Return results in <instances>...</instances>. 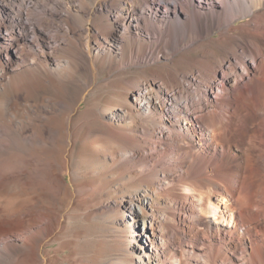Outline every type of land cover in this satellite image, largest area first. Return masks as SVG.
I'll return each mask as SVG.
<instances>
[{
    "label": "rangeland",
    "instance_id": "374dc122",
    "mask_svg": "<svg viewBox=\"0 0 264 264\" xmlns=\"http://www.w3.org/2000/svg\"><path fill=\"white\" fill-rule=\"evenodd\" d=\"M122 1L0 0V20L17 23L14 32L0 25V122L10 128L14 144L7 167L16 171L26 166V160H35L28 182L16 176L0 187V242H5L0 245V264H134L136 260L128 251L134 237L113 220L114 207L125 192L156 187L158 177L138 175L141 166L130 161L126 124L110 120L108 112L121 107L136 113L135 96L142 84L154 85L155 90L158 79L169 88L178 87L185 74L197 76L201 64L215 63L212 54L222 56L228 43L205 41L193 48L182 44L176 54L160 46L155 50L159 59L139 62L131 52L145 56V39L126 32L122 44L112 41ZM27 23L37 24V32H29ZM8 39L18 47L16 53L3 51ZM251 116L241 114L239 122H249ZM136 120L137 137L142 139L146 120ZM116 127L120 132L126 129L118 138ZM52 162L64 167L62 180L46 174ZM41 167L46 173L38 171ZM164 197L153 199L159 226L172 221L171 205ZM127 220L133 221L131 216ZM136 225L151 229L149 222ZM28 226L32 237L13 241L16 232ZM144 245L150 249L151 243L145 240ZM183 261L194 264L188 258Z\"/></svg>",
    "mask_w": 264,
    "mask_h": 264
},
{
    "label": "bare ground",
    "instance_id": "6f19581e",
    "mask_svg": "<svg viewBox=\"0 0 264 264\" xmlns=\"http://www.w3.org/2000/svg\"><path fill=\"white\" fill-rule=\"evenodd\" d=\"M119 3L113 44H122L126 32L145 39V56L131 52L139 62L159 59L155 50L160 46L176 54L182 44L193 48L205 41L228 43L222 56L212 54L215 63L201 64L197 76L185 74L178 87L171 89L158 79H154L156 91L154 85L142 84L135 96L136 113L121 107L108 112L110 120L122 119L126 124L130 161L141 166L138 175L158 177L156 187L144 185L125 192L114 207L113 220L134 237L128 242V251L136 256L134 264H183L186 258L194 264H264V0ZM13 20H0V25L14 32ZM24 26L32 33L38 30L34 23ZM17 49L9 40L3 51L9 55ZM246 113L252 114L249 122H239ZM136 118L146 120L142 139L137 137ZM124 131L114 128L115 138ZM13 145L10 128L0 122V187L16 176L28 182L34 171L33 158L19 170L7 167ZM51 165L49 173L45 167L38 171L62 180L64 167ZM158 195L168 198L172 211V221L162 226L157 224L153 203ZM138 222H149L151 229L140 230ZM29 227L16 232L13 241L32 237Z\"/></svg>",
    "mask_w": 264,
    "mask_h": 264
}]
</instances>
